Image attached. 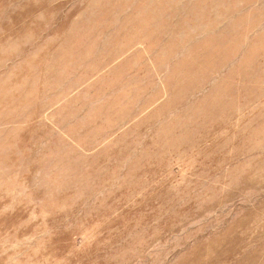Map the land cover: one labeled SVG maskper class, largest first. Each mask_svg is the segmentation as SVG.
Instances as JSON below:
<instances>
[{
    "label": "rangeland",
    "instance_id": "374dc122",
    "mask_svg": "<svg viewBox=\"0 0 264 264\" xmlns=\"http://www.w3.org/2000/svg\"><path fill=\"white\" fill-rule=\"evenodd\" d=\"M0 264H264V0H0Z\"/></svg>",
    "mask_w": 264,
    "mask_h": 264
}]
</instances>
